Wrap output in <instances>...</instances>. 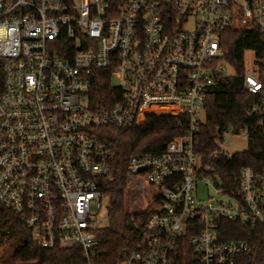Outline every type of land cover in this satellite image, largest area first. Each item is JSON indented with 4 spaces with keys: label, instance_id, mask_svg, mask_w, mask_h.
<instances>
[{
    "label": "built area",
    "instance_id": "obj_1",
    "mask_svg": "<svg viewBox=\"0 0 264 264\" xmlns=\"http://www.w3.org/2000/svg\"><path fill=\"white\" fill-rule=\"evenodd\" d=\"M227 29L264 32V0H0V204L38 248L63 264H100L101 186L112 173L102 131L172 106L183 132L128 160L127 195L142 199L129 212L147 216L115 264H174L183 241L193 264H239L249 244L224 239L222 221L264 227V164L225 188L212 161L231 160L224 143L248 130H229L206 155L198 147L213 73L227 70L211 65ZM99 76L110 83L95 102ZM243 84L261 97L249 114L260 112L255 59Z\"/></svg>",
    "mask_w": 264,
    "mask_h": 264
},
{
    "label": "trees",
    "instance_id": "obj_2",
    "mask_svg": "<svg viewBox=\"0 0 264 264\" xmlns=\"http://www.w3.org/2000/svg\"><path fill=\"white\" fill-rule=\"evenodd\" d=\"M222 56L213 60L216 67L223 62L226 71L221 68L213 73L205 108V121L198 132V147L203 155L214 150L215 140L232 129H247V149L233 155L225 161H212L215 173L225 188L238 182L239 170L250 166L258 171L264 164V107L258 113L249 114L251 106L261 100L260 95L244 90V53H254L259 68V78L264 84V32L258 30L238 31L225 30L220 37ZM110 80L108 77H97L92 81L89 92L90 100L101 101L107 92ZM2 86L0 74V88ZM184 114L172 106H158L143 110L133 126L129 129L106 127L102 139L112 144L110 164L112 173L102 180V192L107 197V226L98 235L100 264H115L133 244V236L141 228L147 211L131 214L125 205L127 198L128 177L127 163L129 158L138 153L159 154L168 141L183 132L180 122ZM135 222H131V218ZM224 239L247 241L250 250L241 257L239 264H261L264 261V227L244 228L230 221H222ZM0 229L19 230L22 240L12 250L15 261H33L63 264L66 257L62 254L51 255L45 249L38 248L29 238L19 216L0 204ZM190 234L185 235V239ZM0 234V241L11 240L12 236ZM190 250L181 242L176 252L174 264H193Z\"/></svg>",
    "mask_w": 264,
    "mask_h": 264
},
{
    "label": "rangeland",
    "instance_id": "obj_3",
    "mask_svg": "<svg viewBox=\"0 0 264 264\" xmlns=\"http://www.w3.org/2000/svg\"><path fill=\"white\" fill-rule=\"evenodd\" d=\"M253 61H254V53L250 50L246 51L244 53V66L246 69H250L253 67ZM222 68L228 69L223 62H221ZM229 70V69H228ZM227 70V71H228ZM223 149L229 154L234 155L236 153H241L247 149V139L245 137H229L227 138L226 142L223 145ZM131 190V189H130ZM211 193H213L211 191ZM135 194L128 193L125 205L127 207V210H131L134 207V201H142L135 200ZM138 206V204H137ZM101 224L103 226H107V216L103 217L101 219ZM6 234L7 237L12 236L11 240L6 239L4 242L0 241V264H36L33 261H25V262H19L15 261L12 257V250L16 247V245L22 240V234L19 230H6L3 231L0 229V234Z\"/></svg>",
    "mask_w": 264,
    "mask_h": 264
}]
</instances>
